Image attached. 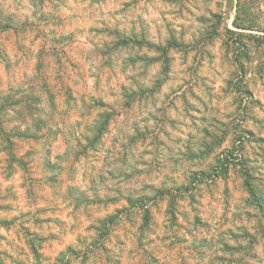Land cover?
Listing matches in <instances>:
<instances>
[{"label": "rangeland", "instance_id": "374dc122", "mask_svg": "<svg viewBox=\"0 0 264 264\" xmlns=\"http://www.w3.org/2000/svg\"><path fill=\"white\" fill-rule=\"evenodd\" d=\"M0 264H264V0H0Z\"/></svg>", "mask_w": 264, "mask_h": 264}, {"label": "trees", "instance_id": "16d2710c", "mask_svg": "<svg viewBox=\"0 0 264 264\" xmlns=\"http://www.w3.org/2000/svg\"><path fill=\"white\" fill-rule=\"evenodd\" d=\"M238 150H239V148H237L236 151H238ZM242 158H243L242 157V153H240V152L238 154H236V155H235L234 151H232L231 153L228 152L227 154H224L223 159L221 161L222 163H221L220 166H217V168L214 169L215 172L213 174L212 173L207 174L205 172L197 173L196 176H195L196 182H201L204 179H207V180L211 179L210 177H212V178L218 177L219 174L225 173L227 171V169L229 168L230 164H235L236 163V164L241 165L242 164ZM243 168H244V165H243ZM245 175H246V180H245L246 189H247L248 193L250 194V196L252 198V201H254L257 204V207L261 208L262 207V203H261L260 199L256 197V194H255V192L253 190V187L250 184L249 173L246 172ZM145 220L146 221L148 220V214L147 213H145Z\"/></svg>", "mask_w": 264, "mask_h": 264}]
</instances>
